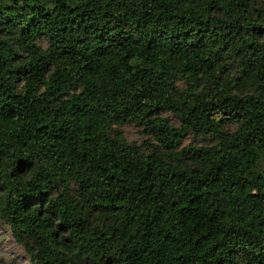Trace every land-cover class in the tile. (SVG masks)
<instances>
[{
    "label": "trees",
    "instance_id": "16d2710c",
    "mask_svg": "<svg viewBox=\"0 0 264 264\" xmlns=\"http://www.w3.org/2000/svg\"><path fill=\"white\" fill-rule=\"evenodd\" d=\"M0 224L28 264H264V0H0Z\"/></svg>",
    "mask_w": 264,
    "mask_h": 264
},
{
    "label": "rangeland",
    "instance_id": "374dc122",
    "mask_svg": "<svg viewBox=\"0 0 264 264\" xmlns=\"http://www.w3.org/2000/svg\"><path fill=\"white\" fill-rule=\"evenodd\" d=\"M125 136L131 143L141 144L144 139L142 128L135 125L124 127ZM0 261L2 264H28L23 249L12 237L11 231L0 224Z\"/></svg>",
    "mask_w": 264,
    "mask_h": 264
}]
</instances>
